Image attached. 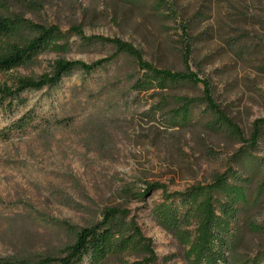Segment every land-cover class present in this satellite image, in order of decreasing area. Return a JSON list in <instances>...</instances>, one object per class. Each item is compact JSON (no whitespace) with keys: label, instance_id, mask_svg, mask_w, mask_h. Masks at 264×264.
I'll list each match as a JSON object with an SVG mask.
<instances>
[{"label":"rangeland","instance_id":"1","mask_svg":"<svg viewBox=\"0 0 264 264\" xmlns=\"http://www.w3.org/2000/svg\"><path fill=\"white\" fill-rule=\"evenodd\" d=\"M0 0V17L63 32L80 26L85 37L117 38L138 48L157 68L184 72L180 25L189 26V70L206 81L212 100L247 139L264 119V0ZM65 53H44L25 67L0 73V86L49 73L54 61L90 64L113 50L82 47L76 37ZM137 75L124 56L84 76L78 72L53 88L20 96L12 112L0 108V260L60 253L67 222L82 228L106 209L118 223L136 225L151 242L147 254L115 255L103 264H185L175 236L151 215L159 192L139 199L146 185L168 193L208 187L233 169L242 185V213L228 241L230 264H264V147L248 153L205 127L202 108L172 117L173 101L153 114L150 93L138 95ZM202 86L164 91L167 98L203 97ZM193 111V112H192ZM30 114V124H13ZM3 132L5 134L3 135ZM132 191V193H130ZM130 193L131 195H128ZM88 264V263H85Z\"/></svg>","mask_w":264,"mask_h":264},{"label":"trees","instance_id":"2","mask_svg":"<svg viewBox=\"0 0 264 264\" xmlns=\"http://www.w3.org/2000/svg\"><path fill=\"white\" fill-rule=\"evenodd\" d=\"M154 1L159 8H172L167 0ZM180 31L181 61L186 71L174 72L157 68L147 62L143 53L131 43L117 38L85 37L80 26L63 32L54 27L43 28L29 22L18 26L12 20L0 17V73L30 65L44 53L67 52L73 44L70 42L72 36L79 40L82 47L101 44L113 50L109 56L90 64L59 59L53 62L49 73L35 78L20 77L11 86L1 85L0 108L12 112L24 93L37 92L44 88L53 89L75 72L87 76L109 65L117 57L124 56L137 72L131 89L138 95L150 93L151 99L155 101L151 108L153 114L162 111L168 101L176 104V108L169 111L172 112V117L173 114L185 115L191 109L198 112L197 106L205 103L202 112H199L204 113L203 118L207 119L205 127L209 131L236 144H242L249 154L264 147V119L252 122L246 139L241 128L212 100L209 84L190 72L192 47L189 26L180 25ZM187 84H201L203 97L167 98L164 95V91ZM30 122V114H26L13 126L19 130L27 127ZM244 181L236 170L229 169L226 174L216 176L208 187L195 186L183 192L168 193L162 185H146L139 199L146 193L159 192L160 199L153 202L151 215L179 241L185 264H230L228 241L242 213ZM101 216L102 220L82 228L73 227L67 222L60 223L59 230L68 236L69 242L59 250L58 255L45 252L0 260V264H103L109 257L136 255L140 250L147 254L144 262L154 263L151 242L136 225L128 229L127 226L119 224L117 221L120 214L115 209H106Z\"/></svg>","mask_w":264,"mask_h":264}]
</instances>
